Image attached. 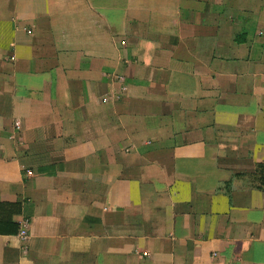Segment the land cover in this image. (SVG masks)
<instances>
[{
	"label": "crops",
	"instance_id": "0c3cea01",
	"mask_svg": "<svg viewBox=\"0 0 264 264\" xmlns=\"http://www.w3.org/2000/svg\"><path fill=\"white\" fill-rule=\"evenodd\" d=\"M257 163L264 0H0V264H264Z\"/></svg>",
	"mask_w": 264,
	"mask_h": 264
},
{
	"label": "trees",
	"instance_id": "16d2710c",
	"mask_svg": "<svg viewBox=\"0 0 264 264\" xmlns=\"http://www.w3.org/2000/svg\"><path fill=\"white\" fill-rule=\"evenodd\" d=\"M245 178L253 183L255 188L264 191V163H257L252 173L235 175ZM21 204L19 202L0 201V235H13L17 232L19 224L13 219L20 214Z\"/></svg>",
	"mask_w": 264,
	"mask_h": 264
},
{
	"label": "built area",
	"instance_id": "2783aa9c",
	"mask_svg": "<svg viewBox=\"0 0 264 264\" xmlns=\"http://www.w3.org/2000/svg\"><path fill=\"white\" fill-rule=\"evenodd\" d=\"M25 233H26V231H25V229L23 228V229H20V236H21V238H24L25 237Z\"/></svg>",
	"mask_w": 264,
	"mask_h": 264
}]
</instances>
